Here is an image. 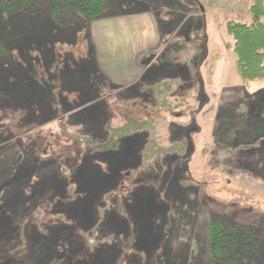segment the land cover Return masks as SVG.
Returning a JSON list of instances; mask_svg holds the SVG:
<instances>
[{
	"label": "rangeland",
	"instance_id": "374dc122",
	"mask_svg": "<svg viewBox=\"0 0 264 264\" xmlns=\"http://www.w3.org/2000/svg\"><path fill=\"white\" fill-rule=\"evenodd\" d=\"M200 1L110 0L72 28L0 14V264H62L76 236L95 264H215L213 219L264 255V81L226 28L253 0Z\"/></svg>",
	"mask_w": 264,
	"mask_h": 264
},
{
	"label": "trees",
	"instance_id": "16d2710c",
	"mask_svg": "<svg viewBox=\"0 0 264 264\" xmlns=\"http://www.w3.org/2000/svg\"><path fill=\"white\" fill-rule=\"evenodd\" d=\"M195 1L201 5L203 11L205 8L201 1ZM109 5L110 0H0V14L6 18L42 14L44 17H50L53 22L72 28L76 25L80 26L81 23L87 25L98 20L104 16ZM226 28L228 34L235 40L234 52L241 79L246 82L264 81V0L252 1L249 20L244 21L237 16L226 24ZM0 55L7 57L10 54L0 46ZM105 106L106 109H110L107 104ZM195 126L199 130L194 120L191 123V129H196ZM114 153L118 162L127 163V155L123 156L117 150ZM179 158L182 159L183 157ZM89 159L92 158L89 156ZM108 160L109 165L110 163L114 165L110 157H108ZM92 161L94 160L92 159ZM107 162H104V165L108 167ZM98 166L103 170L100 164ZM132 173L133 170L131 169L127 172L129 176ZM261 173L264 180V165L261 168ZM112 174L109 172L106 173V176L111 178ZM170 178L171 176L167 177L168 180ZM88 179L89 181L86 182L87 189L95 194L99 193L102 188L108 189L112 184V181L102 180V178L95 175H88ZM39 182L37 180V183ZM167 183L169 181L164 182V186ZM159 192L157 191L158 194ZM158 194H156L157 198ZM92 216L95 217L94 213H92ZM162 236L165 237L166 234H159V237H155L153 241L150 240L149 249L155 256H157L156 251L161 247ZM209 236L215 264H264L262 243L248 229L228 226L220 220L213 219L209 228ZM76 237L75 243H72L73 247L57 249L55 256L62 264H95L96 261L102 258V254H99L100 250H97L95 255L90 254L85 257L84 253L87 247L82 245L79 236ZM118 249L121 251L120 246Z\"/></svg>",
	"mask_w": 264,
	"mask_h": 264
}]
</instances>
